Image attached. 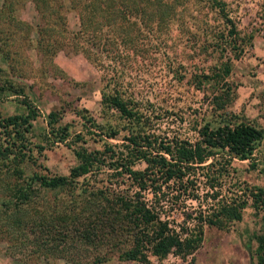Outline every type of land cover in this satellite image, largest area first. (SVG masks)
<instances>
[{
  "label": "trees",
  "instance_id": "obj_1",
  "mask_svg": "<svg viewBox=\"0 0 264 264\" xmlns=\"http://www.w3.org/2000/svg\"><path fill=\"white\" fill-rule=\"evenodd\" d=\"M19 1L22 4L23 0H3L1 10ZM31 1L37 14L35 32L45 31L52 40L49 46L45 44V51L80 52L93 63L102 54L109 60L106 67L110 73L102 76L105 90L100 99L117 111L127 132L121 142L103 141L102 149L75 148L77 162L67 174L25 175L18 163L27 160L23 132L30 131L38 111L23 94V87L1 85L0 94L22 96L18 100L25 110L23 114H0V241L7 243L6 253L22 258L31 253L72 264L101 263L113 251L123 260L141 264L148 263L149 256L184 257L199 245L203 225L223 228L238 221L249 202L261 212V229L253 235L252 253L256 264H264V190L244 185L218 195L221 188L217 187L219 177L229 173L231 161L251 160L264 130L244 119L214 124L206 119L192 126L193 139L154 131L152 103L134 96L121 80L138 56L144 57L151 48L164 49V36L172 26L186 27L178 19L190 0H67L68 6L60 0ZM203 1L222 23L220 31H211L212 42L203 48L230 45L236 57L241 52L236 47L238 31L224 10V1ZM68 10L77 15L73 29L67 27ZM228 70V64L223 63L217 73L201 71L193 80L199 85L202 78H216ZM213 99L221 108L223 90ZM59 119L57 111L48 112L44 142H66L67 124ZM100 128L107 139L118 136L117 129ZM10 159L13 164H8ZM99 172L109 179L97 183L94 175ZM47 190H65L68 198L57 201L54 196L55 201H47L40 197ZM178 196L194 199L197 207L195 215L186 213L176 222L161 213L166 208L173 210Z\"/></svg>",
  "mask_w": 264,
  "mask_h": 264
},
{
  "label": "rangeland",
  "instance_id": "obj_2",
  "mask_svg": "<svg viewBox=\"0 0 264 264\" xmlns=\"http://www.w3.org/2000/svg\"><path fill=\"white\" fill-rule=\"evenodd\" d=\"M60 1L68 6L67 0ZM223 1L224 10L238 31L236 47L241 52L236 57L230 52V45L224 49L210 45L203 48L212 42L211 31H220L222 23L203 0H190L178 19V22L184 21L186 27L172 26L164 36V49L151 48L147 55L136 58L132 69L124 72L121 79L124 86L134 96L147 98L152 103V130L193 139L192 126L206 119L213 124L223 119L232 122L244 119L264 130V0ZM2 2L0 0V86L23 87V94L38 111L30 131L23 132L27 145V149H23L24 159L28 161L17 162L25 175L67 174L77 162L75 148L102 149L103 141L121 142V136L127 132L117 111L106 107L100 99V92L105 90L102 76L110 73L106 67L109 60L103 59L102 54L93 63L80 52L60 48H55L54 52L45 51L48 48L45 44L49 46L52 40L45 31L35 32L37 14L32 1L23 0L22 4L19 1L8 10H1ZM65 14L67 27L75 28L78 24L75 12L68 10ZM223 63L229 67L226 74L202 78L199 85L194 82L193 75L201 71L207 75L217 73ZM221 89L223 106L217 108V99L213 97L219 95ZM21 97L9 92L0 94V114L25 113L18 100ZM49 111H57L59 123L67 124L66 142L43 141ZM91 123L117 129L118 136L107 139L100 126ZM10 161L8 164H13L14 160ZM142 165L135 164L136 167ZM106 177L103 172L94 175L100 184L109 179ZM89 180L92 181L93 176ZM218 182L217 187L221 188L218 195L243 189L244 185L264 190V136L256 145L251 160L234 159L227 176H220ZM54 196L57 201L68 198L65 190L40 193L47 201H55ZM175 200L173 210L166 208L161 213L163 217L179 222L186 213L196 214L194 199L182 200L178 196ZM260 229L261 212L248 202L241 210L240 220L229 222L223 228L203 225L201 241L190 254L184 257L168 254L161 259L149 256L146 264H256L252 253L253 235ZM5 248L7 243L1 240L0 264H72L61 258L46 260L31 253L23 258L15 257L7 254ZM90 264L141 263L123 260L113 251L103 262Z\"/></svg>",
  "mask_w": 264,
  "mask_h": 264
}]
</instances>
